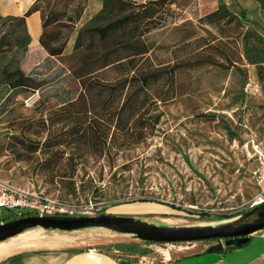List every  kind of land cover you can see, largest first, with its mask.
<instances>
[{
    "label": "rangeland",
    "instance_id": "obj_1",
    "mask_svg": "<svg viewBox=\"0 0 264 264\" xmlns=\"http://www.w3.org/2000/svg\"><path fill=\"white\" fill-rule=\"evenodd\" d=\"M225 2L231 11L239 13L244 9L245 18L254 22L245 21V29L253 28L264 37V11L253 0ZM215 6L216 0L186 1L162 27L147 35L155 55L168 59L171 46L188 32L201 34L203 18ZM45 57L33 46L25 53L21 68L25 73L33 70L52 78L60 69L58 64L46 63ZM242 59L238 67L229 70L203 68L192 72L191 90L163 107L164 116L153 136L117 155L91 158L85 166L77 168L73 177L63 180L56 177L53 182L35 162L18 161L16 154L4 149L8 135L18 132L23 120L38 117L39 93H20L5 99L3 88L0 178L42 197L92 208L96 215L140 217L176 226L215 224L234 218L246 212L245 203L254 191L247 172L245 145L248 150L258 146L264 151V62L258 66ZM87 67L78 70L82 72ZM65 85L63 79L53 81L43 89V94L59 93ZM143 197L173 204L189 213L156 203H126ZM12 214L1 208L0 221L14 219ZM29 232L34 233L28 238L33 241L32 246H22L15 252L52 247L50 244L61 241L69 248H95L139 259L143 254L156 257L166 252L183 254L210 243L147 245L102 229L61 232L34 228L22 234Z\"/></svg>",
    "mask_w": 264,
    "mask_h": 264
},
{
    "label": "trees",
    "instance_id": "obj_2",
    "mask_svg": "<svg viewBox=\"0 0 264 264\" xmlns=\"http://www.w3.org/2000/svg\"><path fill=\"white\" fill-rule=\"evenodd\" d=\"M186 1L33 0L20 16L0 14V91L5 89V99L29 92L40 97L38 117L23 120L4 149L18 161L35 162L51 182L71 178L91 158L117 155L153 136L163 107L191 90L192 72L229 70L242 58L252 65L264 62V37L245 29V21L254 22L242 8L231 11L225 0H216L205 14L201 34L188 32L170 47L168 59H159L147 35ZM253 1L264 11V0ZM35 12L41 20L38 48L46 63L60 69L52 78L21 68L31 42L26 18ZM60 79L66 82L62 91L43 94ZM137 202L189 213L145 197L126 201Z\"/></svg>",
    "mask_w": 264,
    "mask_h": 264
},
{
    "label": "water",
    "instance_id": "obj_3",
    "mask_svg": "<svg viewBox=\"0 0 264 264\" xmlns=\"http://www.w3.org/2000/svg\"><path fill=\"white\" fill-rule=\"evenodd\" d=\"M34 228L61 232L102 229L151 244L210 241L204 251L222 253L226 248L248 243L250 235L264 228V204L226 221L190 226L155 223L140 217L114 214L27 216L0 223V243Z\"/></svg>",
    "mask_w": 264,
    "mask_h": 264
},
{
    "label": "crops",
    "instance_id": "obj_4",
    "mask_svg": "<svg viewBox=\"0 0 264 264\" xmlns=\"http://www.w3.org/2000/svg\"><path fill=\"white\" fill-rule=\"evenodd\" d=\"M32 2L33 0H0V14L20 16ZM26 26L31 38L29 49L39 47L41 20L38 12L26 18ZM209 244L183 254L166 253L159 257L142 255L139 259L95 248L75 249L61 245L15 252L0 259V264H264V239L258 236L251 237L248 243L240 247L226 248L222 253L205 252Z\"/></svg>",
    "mask_w": 264,
    "mask_h": 264
},
{
    "label": "built area",
    "instance_id": "obj_5",
    "mask_svg": "<svg viewBox=\"0 0 264 264\" xmlns=\"http://www.w3.org/2000/svg\"><path fill=\"white\" fill-rule=\"evenodd\" d=\"M246 146L247 172L253 183V194L245 203V210H251L264 204V151L258 146L251 150ZM12 211V217L18 219L27 216H95L92 208L64 204L58 200L38 195L0 178V209ZM0 223H4L0 221ZM264 239V228L250 235ZM187 244L193 242H186ZM166 244V243H165ZM176 244V243H175ZM174 246V245H172Z\"/></svg>",
    "mask_w": 264,
    "mask_h": 264
},
{
    "label": "bare ground",
    "instance_id": "obj_6",
    "mask_svg": "<svg viewBox=\"0 0 264 264\" xmlns=\"http://www.w3.org/2000/svg\"><path fill=\"white\" fill-rule=\"evenodd\" d=\"M34 233H26V234H22V235H18L16 237H13L11 239H8L5 242L0 243V259L11 255V253L15 252V250H17V248H20L22 246H28L30 244V246H32V242L28 240V238L30 236H32ZM70 242V241H69ZM68 242V243H69ZM63 243L65 242H61V241H55L53 244H50L52 247L54 246H60L63 245ZM72 243V242H71ZM67 244V243H66ZM168 253V252H166Z\"/></svg>",
    "mask_w": 264,
    "mask_h": 264
}]
</instances>
